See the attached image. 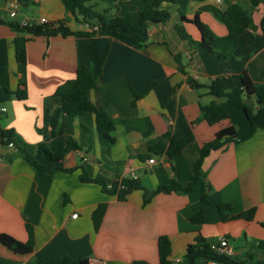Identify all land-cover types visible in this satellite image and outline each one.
<instances>
[{"label":"crops","instance_id":"0c3cea01","mask_svg":"<svg viewBox=\"0 0 264 264\" xmlns=\"http://www.w3.org/2000/svg\"><path fill=\"white\" fill-rule=\"evenodd\" d=\"M33 1L28 5L17 2L18 15L11 18L12 3L0 0V67H8L6 87L16 91L26 84L27 88V98L20 100L0 87V126L15 130L27 143H45L54 152L64 149L73 138L80 150L69 153L58 165L71 168L82 164L90 176L99 180L118 181L127 187L131 179H139L142 186L154 190L159 185H169L173 179L188 183L200 147L214 139L221 128L232 124L239 138L249 134L250 124L243 110L226 99L215 98L205 88H192L188 79L206 84L218 76H230L235 85L241 86L246 72L253 84L264 83V33L260 28L264 0L257 6L251 0H230L250 11L254 26L240 36L234 57L228 60L207 56L183 40L175 29V24L181 23L178 7L166 4L171 19L149 27L144 49L109 35L29 36L27 62L19 64L14 39L20 34L10 23H37L41 18L52 23L67 16L62 0ZM203 5L225 9L228 3L191 1L187 17L193 18ZM114 10L122 15L133 8L117 4ZM200 18L216 34H227L226 26L211 12L202 11ZM73 21L76 20L68 24L72 30L88 29ZM185 27L194 39H200L193 24ZM175 56H179L184 70L179 69ZM103 57L98 84L90 92L91 101L116 120L136 121L118 123L112 134L115 143L109 147L101 144L95 113L71 117L60 106L47 110V99L58 86L74 78L82 66L97 72ZM152 82L157 83L133 106L134 91L142 93ZM213 100L228 110L229 121L210 125L202 116L201 107ZM189 132L194 133L195 142L178 157L150 153L164 134L184 136ZM12 155L15 158L11 161ZM153 156L156 162L149 164L147 160ZM38 159L49 161L43 155ZM203 170L212 188L210 205L205 222L195 225L189 218L201 206V183L187 194H157L143 206V190H135L120 201L115 195L105 194L98 184L81 183L79 169L45 176L19 156L16 148L0 144V233L25 242L26 227L31 225L36 241L28 256L16 255L0 244V264H36L39 260L53 263L63 256L97 258L108 264H159L161 235L171 240V264H186L187 247L199 234L210 244L219 243L225 236L234 257L244 258L251 252L260 257L257 247L264 240V128L248 139L211 151ZM104 202L107 210L96 230L92 213ZM221 203L231 204L229 215L256 207L255 220L224 221L218 209Z\"/></svg>","mask_w":264,"mask_h":264},{"label":"trees","instance_id":"16d2710c","mask_svg":"<svg viewBox=\"0 0 264 264\" xmlns=\"http://www.w3.org/2000/svg\"><path fill=\"white\" fill-rule=\"evenodd\" d=\"M16 1L21 5L33 4V0H9ZM67 15L75 18L81 25H86L88 29L74 31L69 27V18L64 17L52 23L43 25H22L20 21L10 23L13 30L18 35L14 39L15 57L19 64L27 62V43L31 36H56L61 34L66 37L69 35L86 34L88 36L109 35L117 40L131 43L137 49L147 47L145 33L154 24H165L171 19V13L164 5L170 4L178 7L181 23L175 24V29L183 40L189 41L191 47L202 51L207 56H213L220 60H228L234 57L239 45L240 36L254 26L250 11L239 3H231L224 0L228 6L223 9L214 5H203L193 18L187 17V7L189 2L204 0H62ZM253 6H257L260 0H251ZM129 6V10L124 14L116 13V5ZM202 11L211 12L215 18L222 22L227 28V34L220 36L216 34L200 18ZM185 24H193L199 31L200 39H194L186 30ZM260 28L264 33V17L260 22ZM30 36V37H29ZM179 63V69L184 70L179 56H175ZM104 57L99 62L98 71L95 72L89 66L80 67L74 78L62 83L54 94L47 99V110L50 111L54 106H60L62 111L71 117L83 115L87 112L95 113L97 131L103 146L109 147L115 143L112 135L118 123L130 124L134 120H116L107 113L97 108L91 101L90 92L98 84V76L104 64ZM8 78V67H0V87L15 95L18 99L27 98L26 84H21L16 91H11L6 87ZM157 82H152L147 89L139 93L134 91L132 105L136 106L137 101L147 95ZM189 85L194 89H207L208 93L215 98L226 99L233 105L243 110L250 124V132L245 138H239L232 124L217 131L215 138L206 142L199 149V156L193 167L191 180L182 184L172 180L169 185H159L154 190H148L142 186L139 179H131L127 187L120 185L118 181L111 183L99 180L90 176L84 165L65 168L58 165L65 160L66 156L74 151H79L80 147L73 138H70L67 146L57 152L49 149L45 143H27L20 134L13 129H5L0 126V144L9 147L11 144L17 149L18 155L23 157L27 163L35 170L45 176H53L59 171L73 172L80 170L79 179L84 184H98L102 191L108 195H115L120 201H125L135 190H143V206L149 204L152 199L160 193H190L197 183L202 184L201 206L195 210L189 220L195 225L205 222L210 205L211 186L206 183V173L203 170V162L213 150L223 148L230 142L250 138L257 129L264 128V83L255 85L246 72L242 74L241 86H237L230 76H218L206 84L199 83L189 77ZM259 99L260 107L255 109L250 106L245 99ZM202 116L210 125L220 124L229 121L231 116L228 110L217 100L201 107ZM167 140V142H165ZM195 142V135L192 132L184 136H174L166 133L162 141L150 148V153L165 152L170 159H174L183 153V150L191 143ZM39 155L48 158V162L38 159ZM150 155V154H149ZM147 155V157H149ZM15 155L9 156L13 160ZM107 203H100L92 213V221L96 230L99 229L107 210ZM219 212L224 221L245 220L254 221L256 217V207H252L235 215H229L231 204L221 203L218 205ZM264 226V223H262ZM28 240L23 242L8 233H0V244L16 255L28 256L35 248V233L31 225H27ZM261 256L257 253H249L246 257L228 256L214 248L201 234L194 243L187 247L185 261L186 264H208L209 261H217L223 264H264V240L258 243ZM172 251L171 240L167 235H161L158 240L159 264H171L170 256ZM1 262V258H0ZM36 264H90L89 259H78L71 256H63L58 261L50 263L39 260Z\"/></svg>","mask_w":264,"mask_h":264},{"label":"built area","instance_id":"2783aa9c","mask_svg":"<svg viewBox=\"0 0 264 264\" xmlns=\"http://www.w3.org/2000/svg\"><path fill=\"white\" fill-rule=\"evenodd\" d=\"M11 7L9 10V16L11 18H16L17 17V11H18V3L16 1H10ZM48 23V20L46 18H41L37 23H27L24 22L22 23V25H43ZM0 24H1V19H0ZM2 111H5V108H1ZM10 146L13 147V145L11 144ZM147 162L149 164H154L156 162L155 157H151L147 160ZM78 214H74L73 217H77ZM212 248L228 255V256H234V249L229 245L228 239L223 236L220 238L219 243L217 244H212ZM178 262H180V260H177ZM90 264H108V262L106 260H101V259H97V258H91L89 260ZM208 264H223L217 261H209Z\"/></svg>","mask_w":264,"mask_h":264},{"label":"water","instance_id":"95a60500","mask_svg":"<svg viewBox=\"0 0 264 264\" xmlns=\"http://www.w3.org/2000/svg\"><path fill=\"white\" fill-rule=\"evenodd\" d=\"M245 101L254 108H259V105L261 104V101L259 99L253 100L250 98H246Z\"/></svg>","mask_w":264,"mask_h":264},{"label":"rangeland","instance_id":"374dc122","mask_svg":"<svg viewBox=\"0 0 264 264\" xmlns=\"http://www.w3.org/2000/svg\"><path fill=\"white\" fill-rule=\"evenodd\" d=\"M174 12L177 13V9H175ZM170 13H171V12H170ZM123 14H124V13H123ZM66 17H68L70 21L73 20V17H71L70 15H67ZM74 20H76V19L74 18ZM73 24H74V25H77V26L79 25V23H78L77 21H73Z\"/></svg>","mask_w":264,"mask_h":264}]
</instances>
